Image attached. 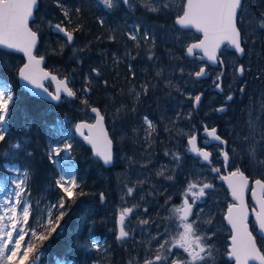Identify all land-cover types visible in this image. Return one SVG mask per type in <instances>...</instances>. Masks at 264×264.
Wrapping results in <instances>:
<instances>
[{
	"label": "snow or ice",
	"instance_id": "obj_1",
	"mask_svg": "<svg viewBox=\"0 0 264 264\" xmlns=\"http://www.w3.org/2000/svg\"><path fill=\"white\" fill-rule=\"evenodd\" d=\"M138 2H142L149 12L163 16L172 14L169 0H138ZM54 4L62 13V19L60 22L55 23L49 19L46 21V24L50 31L62 36V47L71 45L75 39V34L83 31L82 16L85 4L88 7L96 8L103 6L109 12L117 10L121 5L126 6L130 11L134 10L135 7L131 0H82L77 5L65 3V0H54ZM253 5L256 7L255 12L252 11ZM38 11L39 0H0V46L3 49L0 50V67L8 69L12 63L11 56L14 55V52H23L27 56L28 62L24 64L23 68L19 69V76L35 88L42 89L51 100L63 102L62 93L69 99L77 98L78 92L82 94L90 93L91 89L88 87L90 80L80 89H74V87L70 86L72 80L69 78H59L57 75L40 68V65L44 63L45 57L40 55L37 58V55L33 54L34 50H37L38 54L39 29L33 31ZM175 16L174 24L179 25L181 29L194 28L203 34V39L186 46V55L193 58L198 57L201 61H210L213 65H223L225 63L223 53L221 52L222 46L234 49L236 54L243 56L253 51L250 48L246 52L247 43H251L254 48L258 42H264V0H186V3L179 8ZM30 22L33 26H30ZM98 23L104 25L105 21L103 18H98ZM72 24H76L77 26L69 28V25ZM238 25H243V33L241 27ZM164 27L163 25H154L142 30L141 22L138 18L126 35L129 40L135 42V48H143L146 51L147 59L153 61L155 58L154 49L157 42V31ZM162 38L174 44L183 43L179 35V29L175 31L166 30ZM8 50H14V52H9ZM77 51H83V49L73 48L74 53ZM125 55L133 60L135 59L134 56H131L130 51H126ZM173 58L175 57L173 56ZM206 67L207 65L200 67L199 70L189 73V75L195 78H203L209 75ZM127 68L130 76L135 78L136 71L133 69V65L128 64ZM177 70L181 73L184 72L182 67H179ZM233 70L240 76H244L246 71H250V68H247L243 64H235ZM92 71L97 77L101 75L97 69H93ZM163 72V68H158L156 76H162ZM261 74L264 75V70H261ZM224 75L225 73L221 70L213 81V85L220 92L224 91L222 87V77ZM44 81L56 83L54 92H49V89L45 87ZM103 83L105 87L109 84L107 80H104ZM150 86L152 88L156 87L150 81L142 84L140 86L141 93L147 95L150 91ZM167 86L175 88L177 92L180 91V88L175 86L171 80L167 81ZM238 91L240 94H243L245 87H240ZM39 94L37 93V95ZM201 95L189 96V99L193 100L196 106H199ZM234 95L227 94L225 96V105L214 109V111L220 113L226 112L227 102L233 101ZM139 97L140 93H137L138 101ZM13 99L11 92L5 95V92L0 90V141H4L6 137L9 103ZM79 103L83 106L84 111L90 109V112L95 114L93 117L95 123H80L76 125V132L84 137L88 143L92 144L96 156L103 161L105 166L112 165L114 163L113 141L109 139L107 132L103 128L104 115L101 114L99 108L90 105L87 95H84L79 100ZM135 111V108L125 109V106L122 105L121 108L116 110V115L118 116L123 112L127 116L130 113H135ZM180 116L181 113L177 112L175 120H179ZM185 118L190 119L191 113H188ZM25 127L27 129L28 126L26 125ZM247 127L251 131L244 133L242 136L240 133H236L233 143L236 141H241L242 144L247 142L246 147L242 148L245 151V156L249 158L250 163L254 166L264 167V118H261L259 125L249 120ZM200 128L202 132L195 125L187 131L183 128L179 129L174 139L179 140L182 138L186 142L187 147L184 152L165 151L164 153L165 156L171 157V163L174 166L161 165L155 174L164 177L167 181L173 182L176 181L178 176L184 177L186 188L181 193L183 203L179 207L172 208L173 213L176 214L178 223L175 226L171 224L165 225L163 231H160V226L157 225L156 235L149 238L148 250L145 252L143 258L137 261V264H215L217 257L213 253V246L209 243L211 236L200 234L197 228L194 227L196 221L200 219L199 213L203 212L204 208H198L196 218L193 220L189 219L193 215V208L197 205V202L201 205H206L205 198H210L215 191L213 183L206 182V177L201 179L203 177V166H207L209 173H215L219 179L227 181L231 189V195L237 201V203H233L227 209L226 219L234 235L232 236L230 251L226 250L224 253L226 257L225 264H229L233 260L235 264H249L250 261H258L259 264H264V254L257 249L256 237L249 230V213L244 201V194L249 190L248 177L238 167L227 175H221V168L214 165L213 153L207 150L210 145L214 147L222 166L229 168L235 167L237 163L236 148L229 147V142L222 139L216 127L210 128L207 124L201 123ZM85 129H88L90 133L87 136L84 133ZM258 129L259 140H256L255 137ZM155 131L156 125L154 121L148 115H143L139 127L133 126L131 128V133L135 138L133 143H141L140 135L143 132L144 143L148 144V148H152L155 143L153 137ZM198 141L203 144V147L198 146ZM212 142L216 143L213 145ZM15 147L19 148L20 145L16 144ZM72 150V143L65 142L61 147L52 146L51 142H49L47 154L49 160L52 163H56L52 159L53 156L59 157L62 152L70 154ZM186 153L192 154L196 163L201 165L199 171L185 168L184 160ZM144 155L147 159L145 163L140 164L141 168H147L152 162L151 152L145 150ZM65 159H67V156ZM121 159L125 160L129 164V167L140 163L132 157L123 156ZM5 167L8 166L6 165ZM14 170L19 171V169ZM69 171L71 170L69 169ZM146 182L147 178L138 180L134 187L126 186L125 196H132L137 188H142ZM254 183L255 188L251 190V193L259 204V210L257 211L255 207L252 210L254 214L252 226L260 239L264 240V180L256 179ZM13 184L19 190L16 193L15 202L9 201L10 206L4 209L3 215H0V264H24L25 261L29 260L30 255L36 253L37 250V245L26 241V237L29 238V241L44 242L49 240L54 233H57V230L61 228V222L65 219L67 212L71 208V204L67 201H74L76 196L75 190L79 187L75 175L65 180L62 174L60 179L55 180V186L64 195L57 198L52 204V207L57 210L55 215L49 212L46 223L37 221L40 229V231H37L32 228V224L30 223L28 207H22V216H18L17 214V206H22L25 203L21 195L24 191L22 188L24 181L13 180ZM258 192L259 195L257 194ZM80 195H84V193L81 192ZM124 198V196L121 197V199ZM100 199L101 201L105 199L103 192L100 193ZM171 199L172 197L169 195L165 204H168ZM190 199L191 203H189ZM139 207V205L124 207L120 211V227L118 236L116 237L117 240L127 242L133 239L135 228L126 230L125 219L131 216L134 210ZM143 210L144 212L148 211L147 208ZM5 218H7L8 223H3ZM164 219L171 220L172 218L166 217ZM137 221L142 226L156 223V221L150 218L140 219L137 217ZM208 222L211 223V220ZM9 224L11 226L10 229L4 231V229L9 228ZM21 224L26 225L28 230L18 226ZM173 231H175V235H172ZM212 235H215V233H212ZM152 241H155V246L152 245ZM91 248L99 250L101 245L99 243H92ZM174 249L182 250V252H176ZM40 255L38 253L35 259L39 260ZM17 257L19 259H14ZM129 264H133V261L130 260Z\"/></svg>",
	"mask_w": 264,
	"mask_h": 264
},
{
	"label": "trees",
	"instance_id": "obj_2",
	"mask_svg": "<svg viewBox=\"0 0 264 264\" xmlns=\"http://www.w3.org/2000/svg\"><path fill=\"white\" fill-rule=\"evenodd\" d=\"M81 2L82 0H65V3L70 5ZM128 15L123 5L109 12L103 6L96 8L85 4L82 16L83 31L75 34L71 45L62 47V36L50 31L46 24L49 19L54 23L60 22L62 13L55 7L54 0H39L35 26L30 23L34 30L39 29L38 55L46 57L45 66L51 71L72 80L70 86L74 89L76 82L78 84L76 89H80L86 83L83 78L87 73L92 83L88 85L92 88L90 94L78 92L77 98L63 97V102H52L31 95L19 83L18 70L24 62L23 55L19 53L14 52L11 56L12 63L8 69L0 67V76L3 77L7 89L14 95L13 101L9 104L6 137L4 141H0V179L8 177L10 166H16L22 173L23 194L29 201V220L32 228L40 231L37 221L46 223L49 212L55 215L57 210L52 207V204L64 195L55 186V180L59 179V172L56 163L49 160L47 154L49 142L52 146L61 147L65 142L72 143L73 150L70 158L74 163L79 184L75 190L74 201H67L71 204V208L61 222V228L57 230V233L44 242L29 241L26 237V241L37 245V250L24 264H58L62 261L65 264H129L130 260H134L137 252L136 243L132 240L122 242L116 239L118 214L116 215L112 205L108 204L107 183L111 180L112 169L117 166L118 146L115 144L114 147L113 166L105 167L99 157L92 153L91 148L75 134L68 132L65 125L67 119L78 121L87 118V112L90 109L84 111L79 103L84 95H87L91 106H97L101 111V103L106 98L104 96L106 87L103 81L107 80L108 86L118 92L121 86L117 79L123 70L122 63L133 65L136 71L133 83L137 87L149 81L156 85L155 91H149L147 95L142 93L140 103L143 102L141 105L143 112L151 107L152 102L159 100L161 95H166V91L160 86V82L164 80L165 71L162 76H156L157 70L145 58L146 51L143 48H135V42L130 41L127 35L116 34V31H130L128 23L132 21V18ZM98 18L104 19V25L98 23ZM147 21L152 23L151 20L147 19ZM76 26L72 24L69 28ZM122 27H125V30ZM160 31L162 30L158 29L157 33ZM157 46L156 50L161 56L157 68L161 67L167 71L169 62L165 59L160 48L162 45L158 40ZM73 48L83 49V51L74 53ZM0 50L3 49L0 48ZM126 51H130L135 59L126 56ZM93 69L99 70L101 75L97 77ZM74 79L80 81L75 82ZM108 79H112L111 82ZM99 88L100 95H98ZM199 120L201 115L198 119L200 126ZM16 144L20 147H15ZM163 148L165 147H162L160 151ZM6 165L8 167H5ZM81 192L84 195H80ZM101 192L105 196L103 201L100 199ZM25 229L28 230L27 226ZM92 243H99L101 248L92 249ZM38 253L41 255L39 260H36Z\"/></svg>",
	"mask_w": 264,
	"mask_h": 264
},
{
	"label": "rangeland",
	"instance_id": "obj_3",
	"mask_svg": "<svg viewBox=\"0 0 264 264\" xmlns=\"http://www.w3.org/2000/svg\"><path fill=\"white\" fill-rule=\"evenodd\" d=\"M131 2L134 4V10L130 11L126 6H123V9L126 10V12L129 14L128 17L132 18V21H130L129 29H132V25L134 22H136L139 18L141 22L142 30L146 29L149 26L156 25H163L164 28H160L162 31H160V36L163 37V33L166 30H172L175 31L176 29H179V35L183 43H173L171 41H167L163 38H159L157 36L158 42L162 45L160 48L163 51V54L165 56V59L169 62V66H167L168 70H164V80L160 82L161 89L165 90V85H167V81L171 80L173 84L180 88V91H182L183 95V103H187V99L189 96H195L197 95V92L200 89V84L202 83V80H196L194 76H190L189 73H194L195 71L199 70V68L204 64L203 62L199 61L197 58H190L185 54L186 46L189 45L193 41H197L200 39L201 35L194 32L192 29H181L178 26L174 24V18L175 13L179 10V8L185 3V0H169L170 5V11L171 15L163 16L158 15L156 13L149 12L142 2H138V0H131ZM122 6V5H121ZM120 6V8H121ZM133 12L132 14H130ZM150 14V15H149ZM112 19V18H111ZM148 20H151L152 23L148 22ZM112 21V20H111ZM122 29L125 30V27H122ZM127 31H116L117 35H126ZM131 41V40H130ZM129 41V42H130ZM157 42L156 47L154 49L155 52V58L153 61H149L147 59L146 54V60H148L154 69H158L157 64L159 63V60L161 56L158 53ZM171 53V54H170ZM230 59L233 58L232 54L229 52L225 53ZM173 56L175 58H173ZM158 58V59H156ZM206 63V62H205ZM160 66V64H159ZM179 67H182L184 69V72L181 73L177 69ZM161 68V67H160ZM231 73L234 74V70H231ZM84 82H87L91 80V78L87 75V73L84 74ZM131 77V76H130ZM76 81H80L79 79H74ZM131 82H134V78L131 77ZM92 85V83H89L88 85ZM7 85L3 82V77L0 76V90H3L5 92V95H7L9 92L12 93V91L8 90ZM78 87L77 82L75 83V89ZM127 90V98H132L133 105L130 106V101H119L116 100L117 98L111 97L109 92H104V96L106 97L105 100L101 103V113L104 115L105 120L107 122L110 134L115 142V144L118 146V160H117V166L112 169V172L110 173L111 180L109 183H107V194L109 197L108 204H110L113 207V210H115L116 215L120 213V211L124 207H134L136 205H139L140 207L138 209H135L133 214L129 217H126L125 219V226L126 230H129L130 228H135V236L133 239H131L133 242L136 243V255L133 260V264H137L138 260H141L145 254V252L148 250L149 247V238L151 236L156 235L157 233V225H159V230L163 231L164 226L171 224L175 226V224L178 223V220L176 219V214L173 213L172 208L173 207H179L183 203V196L181 195L182 191L186 188V184L184 181L183 176H178L176 181H167L162 176H157L155 173L158 171L161 167V165H168L169 167H173L174 165L171 163V157L165 156V151H181L184 152L187 145L184 146L180 145L181 140H174V143L177 144L170 146L169 148H163L161 151L156 146V137L153 133V137L155 140V143L152 148H148V144L144 143V133H142V137H140V144L132 143L131 144H125V138L126 133L123 129V124H126L128 126L129 131L131 132V128L133 126L139 127L142 116L145 115L141 111L138 113L135 118H137V121L134 122H126L125 120L128 118H132L135 113H130L127 116L124 115L123 112H121L118 116L116 115V110L118 108H121V106H125V109H131L134 108V105L137 103V94H136V85L128 84L125 88ZM172 89V88H171ZM156 88H150V91H155ZM170 90V89H169ZM173 90V89H172ZM257 90H253V93L258 92ZM101 89L98 90V95H100ZM141 92V90H140ZM170 92H172L170 90ZM177 91L174 88L173 93L175 94ZM13 95V93H12ZM142 95V93H141ZM14 96V95H13ZM108 96L110 98H108ZM115 99V100H114ZM110 100V101H109ZM137 100V101H136ZM140 101V99H139ZM138 101V103H139ZM143 103V102H142ZM10 104V103H9ZM247 106L244 107V109L241 110V118L238 121L237 127L234 125L233 132V125H229V133L230 138L232 140V144H230V147L236 148V154H237V163L235 167H241L247 173L252 176H260L264 179V167H257L250 163L249 158L245 156V151L242 150V148L246 147V143H241V141H234V137L236 133H240L241 136L244 133H249L251 129L247 127V123L249 120L259 125L261 123V118H264V96L262 91L258 93V97L256 100L253 98L249 99V102L246 104ZM174 107L176 105L174 104ZM87 118L85 120H88L90 122L93 121V115L90 113V111L87 112ZM188 113H191V118L186 119L185 117L188 115ZM201 113V120H199L200 126L201 121L204 119V116ZM177 112L173 114V124L175 127V117ZM151 119V117H149ZM182 119L184 120L185 124L188 122L187 125H184L183 127H180L185 129L187 131L189 128H191L193 125H195L197 128H200L198 124V117L196 116L193 108V100L190 99L189 106H186L184 109V114ZM152 120V119H151ZM67 127L68 132H71L73 134H76V121H72L70 119H67V124H65ZM132 138L133 135H132ZM256 140H259V129L257 130V135L255 137ZM55 146V145H53ZM145 150L147 152H151V164L148 165L147 168H141L140 164L145 163L147 157L144 155ZM67 156V159L65 157ZM127 156L132 157L133 159L139 161L140 163L134 164L133 166L129 167V164L127 162H123L121 157ZM160 158V159H159ZM53 159L56 161V167L59 172V179L60 176L63 174L65 177V180H68L72 175H75V169H74V163L72 162L70 158V154L62 152L58 157L53 156ZM214 165L216 167H221V171L223 169L222 164L220 163V159L215 156L214 157ZM184 166L188 170H197L199 171L201 169V165L197 164L193 157L185 154V160H184ZM231 167V168H235ZM9 174L8 179H0V215H3L4 209L9 207V201L15 202L16 199V193L19 191L15 184H13V180L20 181L23 180L22 173L20 171H15L14 169H18L16 166H10L9 168ZM69 169L71 171H69ZM251 171L257 173V174H251ZM167 174V173H166ZM76 177V175H75ZM206 177V182H211L215 185V191L212 193L211 197H206V205H201L199 202H197V205L193 208V215L189 218L190 220H193L196 218L198 208H204V211L199 213L200 219L196 221V224L194 227L197 228L198 232L200 234L211 236V240L209 243L213 246L212 250L214 255H216L215 264H225L226 257L224 255L225 251L228 250L229 241L228 238L231 235L230 228L227 226L224 214L227 205L230 203L231 199L228 195V191L224 184L220 181H218V177L215 173H209L207 170V166H203V179ZM147 178V182L144 183L142 188H137L136 192L133 193L132 196H125L126 192V186L127 187H134L136 185V182L138 180H143ZM23 188V185H22ZM24 199V204L22 206H17V214L18 216H22V207H28V200L26 197L21 193ZM171 195L172 199L168 204H165V201L167 197ZM124 196V199H121V197ZM143 197V199H141ZM191 199L189 200V203H191ZM147 208L148 211L144 212L143 209ZM30 212V209H29ZM137 217L140 219H151L156 221L155 224H150L149 226H142L139 225L137 221ZM166 217H171V220L164 219ZM211 220V223L208 221ZM3 223H8L7 218H5V221ZM20 227H24L25 225H18ZM10 224L8 229H4V231H7L10 229ZM253 232L255 233L257 237V241L259 246L261 247L263 253H264V240H261L260 237L257 235L256 231L253 229V226H251ZM119 229V227H118ZM212 233H215V235H212ZM175 231L172 232V235H175ZM15 235V234H14ZM153 246H155V241L151 242ZM23 250V249H22ZM176 252H182V250L174 249ZM19 259V257L14 258ZM33 264V263H32ZM35 264V263H34ZM58 264H65L63 261L59 262ZM229 264H233V262H229Z\"/></svg>",
	"mask_w": 264,
	"mask_h": 264
},
{
	"label": "flooded vegetation",
	"instance_id": "obj_4",
	"mask_svg": "<svg viewBox=\"0 0 264 264\" xmlns=\"http://www.w3.org/2000/svg\"><path fill=\"white\" fill-rule=\"evenodd\" d=\"M252 11L253 12L256 11L255 5L252 6ZM238 26L241 27V31L243 33L244 32L243 25H238ZM250 48L253 49V51L240 58L238 54L235 53L234 50L223 47L221 49V52L223 53V59L225 61L223 65L212 66L207 62L206 63L203 62L204 64H202L201 67H205V65H207L206 71L209 73V75H207L205 78L202 79V83L200 84V89L197 92V95L202 93V98H201V102L199 104L198 109L194 108V101H193V108H194L195 114L200 116L201 113L199 114V112L201 111L204 116V119L202 120L201 123L207 124L210 128L216 126L218 128L219 134L225 140L229 142V147H230V144H232V140L230 138V133H229L230 131L229 125H233V132H234V125L235 127H237L238 121L241 118L240 115H242L241 110L247 106L246 104L249 102V99L253 98L254 100H256L260 90L262 91L263 96H264V75L261 74V70H264V42H258L254 46V48L251 43H247L246 52ZM226 52L231 53L233 58L230 59L225 54ZM128 64L129 63H122L123 70H122L121 76L117 79L119 82V85L121 86L119 91L116 92L117 90H113L111 89V87L107 86L104 89V92L105 91L106 93L109 92L111 97L117 98L116 100H119V101L129 100L130 106H132L133 100L130 97L127 98V93H126L127 90L125 89L128 84H133V82L130 81L131 77H130V74L127 68ZM235 64H243L247 68H250V71H246L244 76H240L238 73H235V72L234 74H232L231 70L233 69V66ZM221 70H223V72L225 73V75L222 77V87L224 88L223 92H220L219 90H217L215 86L213 85V81L215 80L216 75ZM108 80L111 82L112 79H108ZM165 86H166L165 88L166 95H161L159 100L152 102V104L150 105L151 107L148 108L147 111L145 112L141 110L142 103H140V101L138 103V101L136 100L137 103L134 105V108L136 109L137 113L134 116H132V118H128L125 120V123L137 121V118H135V116L141 111L143 112V114H146L149 117H151V119L154 121L156 125V131L154 132V135L156 137V146L158 147V149H161L162 147L167 148L173 145L177 146V144L174 143V140H175L174 138L176 137L178 130L180 129V127H183L184 125H187L188 127V123H189L188 122L187 124H185L182 117L184 114L185 107L189 106L190 104V99L188 98L187 103L184 104L183 103L184 98L182 95V91L176 92L174 94L173 93L174 88H172L173 89L172 90L167 85ZM242 86L245 87V92L243 94H240L238 89ZM257 88L259 89L258 92L253 93V90L255 91L257 90ZM169 89L172 92H170ZM91 92H92V88H91ZM137 93H140L139 99L141 100L142 95L140 92V87L136 86V94ZM169 93H171V95H169ZM227 94H235L233 101L227 102V111L224 113L214 111V109L225 105V96ZM108 98L110 97L108 96ZM174 104L176 105V107H174ZM197 110L198 112H196ZM175 112H180L181 116L179 120H176L175 127H174L173 114ZM199 116H197L198 119H199ZM123 129L126 133V138H125L124 143L131 144L135 138H132V133L129 131L128 126L126 124H123ZM197 129H199L202 132L201 128H197ZM140 137H142V133ZM185 144L186 142L182 139V141H180V145L184 146ZM199 144L202 145V143H199ZM209 149L212 151L213 159H214V157L217 156V153L214 147L210 146ZM122 161L126 162L125 160H122ZM238 168L242 170L243 172H245V174L250 178L252 182H254V180H256L257 178L264 180L260 176L252 177L243 168L241 167H238ZM235 169L236 167L235 168H231V167L224 168L223 167L221 171V175L226 174L227 172H231ZM251 174H257V173L251 171ZM218 181L222 182V180L219 178H218ZM251 189H252V186H251ZM251 189H250V192L248 193V206L250 209L253 207V203L251 200ZM252 220H253V216L251 215L249 218V225H250L251 231L253 232L251 228ZM256 240H257V237H256Z\"/></svg>",
	"mask_w": 264,
	"mask_h": 264
},
{
	"label": "water",
	"instance_id": "obj_5",
	"mask_svg": "<svg viewBox=\"0 0 264 264\" xmlns=\"http://www.w3.org/2000/svg\"><path fill=\"white\" fill-rule=\"evenodd\" d=\"M186 3V2H185ZM178 27H179V25H177ZM194 32H196L197 34H199V35H201V38L199 39V40H201V39H203V34L202 33H200V32H198V31H196L194 28H191ZM34 31V30H33ZM39 38V37H38ZM198 40V41H199ZM198 41H194V42H191V43H195V42H198ZM38 43H39V39H38ZM38 43H37V46H38ZM190 43V44H191ZM189 44V45H190ZM243 46V45H242ZM0 48H2V46H0ZM222 48H223V46H222ZM221 48V49H222ZM232 50H234V49H232ZM8 51H13L14 52V50H8ZM35 51L36 50H34V52H33V54L34 55H36L35 54ZM16 53H21L23 56H24V63L20 66V68H23V66H24V64H26L28 61H27V56L23 53V52H16ZM185 54H186V50H185ZM238 56L241 58V57H243V56H241V55H239L238 54ZM190 57V56H189ZM37 58H39V56L37 55ZM190 58H193V57H190ZM198 58V57H197ZM199 59V58H198ZM200 60V59H199ZM45 61H46V59L44 60V63H42L41 65H40V68H42L44 71H48V72H50V73H52V74H54V75H57L56 73H54V72H52V71H50L49 69H47L46 67H45ZM201 61V60H200ZM204 61H206V62H208L210 65H212V66H216V65H213L210 61H207V60H204ZM19 68V69H20ZM59 78H65V77H60L59 75H57ZM206 77V76H205ZM205 77H203V78H205ZM18 79H19V82H20V84H21V86L26 90V91H28L31 95H34V96H36V97H39V98H42V99H45V100H49V101H53V100H51L49 97H48V95H47V93H44L43 92V90L42 89H37V88H35L33 85H31V84H28L26 81H24V80H22V78L19 76V70H18ZM196 80H200V79H202V78H195ZM44 83H45V81H44ZM51 84H52V86H53V89L55 90V88H56V83L55 82H50ZM45 87H47L46 85H45ZM89 87V86H88ZM48 88V87H47ZM90 88V87H89ZM49 89V92H54V90L52 91L50 88H48ZM91 89V88H90ZM91 92V91H90ZM37 93H40L39 95H37ZM63 94V93H62ZM89 94V93H88ZM202 93H200L199 95H201ZM201 98H202V95H201ZM57 102V101H56ZM93 107H97V106H93ZM198 107L199 106H196L195 104H194V108L195 109H198ZM98 108V107H97ZM93 114V113H92ZM93 115H95V114H93ZM83 122H86V123H89V124H92V123H95V119L92 121V122H90V121H88V120H85V119H81V120H78L77 122H76V125H78V124H80V123H83ZM216 127V126H215ZM103 128H104V130L107 132V135H108V137H109V139H111L112 140V138H111V136H110V133H109V130H108V128H107V125H106V123H105V119H104V121H103ZM217 128V127H216ZM217 131H218V128H217ZM84 133H85V135L87 136V135H89L90 133H89V130L88 129H85L84 130ZM76 134H77V136L84 142V144H86L88 147H90L91 148V150H92V153L96 156V154H95V149L93 148V146H92V144H90V143H88V141L87 140H85L84 139V137H82V136H80V134L78 133V132H76ZM218 134H219V131H218ZM220 135V134H219ZM222 137V136H221ZM222 139H224L223 137H222ZM225 140V139H224ZM113 141V140H112ZM216 142H212V144H215ZM198 146H201V147H203V144L202 145H200L199 144V142H198ZM211 146V145H210ZM209 146V147H210ZM209 147H208V149L207 150H209V151H211L210 149H209ZM112 151H113V156H114V142H113V144H112ZM187 154H189V155H192V154H190V153H187ZM100 159V158H99ZM100 161H101V163L103 164V161L100 159ZM104 165V164H103ZM105 166V165H104ZM110 166H112V165H109V166H105V167H110ZM236 170V169H235ZM235 170H233V171H235ZM242 171V170H241ZM229 172H227L226 174H223V175H227ZM244 175L245 176H247L246 174H245V172H244ZM248 177V176H247ZM257 179H260V178H257ZM262 180V179H261ZM255 181V180H254ZM222 182H223V184L225 185V187H226V189L228 190V195H229V197H230V199H231V203L228 205V207L230 206V205H232L233 203H237V201H235L234 199H233V197H232V195H231V189L229 188V186H228V183H227V181H224V180H222ZM251 186H252V189L253 188H255V183L254 182H252L251 180H250V178L248 177V191L244 194V201H245V204H246V206H247V209H248V213H249V218H250V216L252 215L253 216V218H254V214H253V208L255 207L256 208V210L258 211L259 210V204L257 203V201H256V199L255 198H253V196H252V193H251V200H252V203H253V207L250 209L249 208V206H248V193L250 192V189H251ZM251 189V190H252ZM258 195H259V192L257 193ZM228 207H227V209H228ZM227 209H226V213H225V215H224V218H225V221H226V224H227V226L230 228V231H231V235H230V237H229V245H228V250L230 251V248H231V244H232V236L234 235V232L231 230V226L229 225V223H228V221H227V219H226V215H227ZM117 222H118V227H120V223H119V214H118V216H117ZM249 230L251 231V229H250V225H249ZM118 233H119V229H118ZM253 233V232H252ZM253 236H255L254 235V233H253ZM257 241V240H256ZM256 247H257V249L263 254V252L261 251V249H260V247H259V245H258V243H256ZM231 262H233V264H235V262H234V260L233 261H231ZM249 264H259V262L258 261H250L249 262Z\"/></svg>",
	"mask_w": 264,
	"mask_h": 264
},
{
	"label": "bare ground",
	"instance_id": "obj_6",
	"mask_svg": "<svg viewBox=\"0 0 264 264\" xmlns=\"http://www.w3.org/2000/svg\"><path fill=\"white\" fill-rule=\"evenodd\" d=\"M160 34H161V33H157V36H158L159 38H162V37L160 36ZM234 132H235V130H234Z\"/></svg>",
	"mask_w": 264,
	"mask_h": 264
}]
</instances>
